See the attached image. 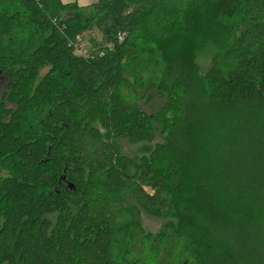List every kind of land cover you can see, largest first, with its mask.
I'll return each mask as SVG.
<instances>
[{
  "label": "trees",
  "instance_id": "16d2710c",
  "mask_svg": "<svg viewBox=\"0 0 264 264\" xmlns=\"http://www.w3.org/2000/svg\"><path fill=\"white\" fill-rule=\"evenodd\" d=\"M0 3V264H147L146 244L264 264V0ZM92 15L108 39L82 56ZM122 84L167 102L148 115ZM120 140L152 148L130 158ZM141 214L164 224L145 234Z\"/></svg>",
  "mask_w": 264,
  "mask_h": 264
},
{
  "label": "rangeland",
  "instance_id": "374dc122",
  "mask_svg": "<svg viewBox=\"0 0 264 264\" xmlns=\"http://www.w3.org/2000/svg\"><path fill=\"white\" fill-rule=\"evenodd\" d=\"M3 3H0V17L2 16H8L10 14V9L14 6L11 5L10 7L7 8V6H3ZM175 8L177 9H183V4L182 3H175ZM6 12H5V11ZM102 15L99 13V16ZM93 17V23L88 22L87 25H91V30L84 32L80 37H79V43H78V54L82 55V56H86L89 55L90 52L95 51L96 47L99 44H105L104 40H107V27L106 24L102 25L100 27V29H98L97 27H95L97 25V16L95 17V15H92ZM105 35L103 37V34ZM210 52L208 53H204L203 55L199 56V58L197 59V64L199 66L200 72L202 75L206 74L207 71L209 70L210 67ZM157 61L159 62L158 58ZM144 65H145V75L147 78H153L159 71V64L156 62V60L154 58L152 59H145L144 61ZM6 84L5 81L1 80V86H0V94L3 93V87ZM125 87L124 84H122V86L120 87L121 92L123 93L124 96H126V100L130 101V103L132 104H137L141 110L143 112H145L148 115H153L156 111H158L162 105L167 102V95L163 93H159L158 90L154 87V85L152 86L151 89L149 90H137L135 91L136 94H130L128 91L125 92ZM124 90V91H123ZM125 92V93H124ZM127 93V94H126ZM154 143H164V138L162 137V135L160 133H156V137L154 140ZM119 147H120V151L123 155H127L130 158H134L137 157L141 158L145 154L147 151L145 149L152 148V144L151 145H147V144H130L128 143L126 140H120L119 141ZM126 202V201H125ZM129 203H132L129 200ZM123 220L121 219V223L120 221L116 222V226H115V234H116V238L120 241V237H118L119 234V230L123 228ZM125 223V222H124ZM141 223H142V227L144 230L145 234H156V232L159 230L160 226H162L163 221L162 220H157V219H153L150 217L145 216L144 214H141ZM116 239V241H118ZM122 240V239H121ZM120 246L122 249H124L123 251L121 249H119L118 247H115V253L114 255L117 257V259H120V257L124 256V253L127 250H130L131 248L128 246ZM178 249H173L171 252V255L169 257V255L167 253H161V252H154L153 250H151L147 244L144 247V249L141 251V253L138 254L137 258L138 259H142L145 260V262L147 264H157V262H160V264H179L178 263ZM176 257V258H175ZM129 259V257H128ZM180 259V258H179Z\"/></svg>",
  "mask_w": 264,
  "mask_h": 264
},
{
  "label": "crops",
  "instance_id": "0c3cea01",
  "mask_svg": "<svg viewBox=\"0 0 264 264\" xmlns=\"http://www.w3.org/2000/svg\"><path fill=\"white\" fill-rule=\"evenodd\" d=\"M60 4L63 5H77L80 8L89 7L91 5H94L97 0H59Z\"/></svg>",
  "mask_w": 264,
  "mask_h": 264
}]
</instances>
